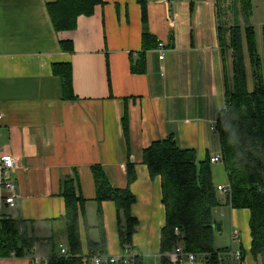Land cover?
Returning a JSON list of instances; mask_svg holds the SVG:
<instances>
[{
    "label": "crops",
    "instance_id": "0c3cea01",
    "mask_svg": "<svg viewBox=\"0 0 264 264\" xmlns=\"http://www.w3.org/2000/svg\"><path fill=\"white\" fill-rule=\"evenodd\" d=\"M54 1L0 0V150L16 159L12 176L20 195L16 208L3 206L1 218L25 219L37 238L28 255L0 257V264H48L63 257L62 192L73 178L85 199L84 257L92 255L90 242L104 239L106 256L133 260L126 264H136V257L142 264H164L171 251L161 250L162 182L151 177L142 154L169 135L180 147L194 149L198 163L221 153L216 124L225 107V64L217 2L145 0L143 11L138 0H102L92 15L78 18L74 30L58 32L47 8ZM144 31L164 44V58L155 45L145 52L144 68L134 71ZM55 64H70L76 98H64ZM226 65L230 69L229 60ZM130 162L136 170L131 183ZM94 165L102 166L113 187L130 188L135 196L131 214L138 225L126 253L115 203L96 200ZM210 168L216 189L229 184L223 163ZM217 193L222 204L214 216L222 229L216 249L233 247L244 253L246 264H261L251 253L250 211L231 207L227 193Z\"/></svg>",
    "mask_w": 264,
    "mask_h": 264
},
{
    "label": "trees",
    "instance_id": "16d2710c",
    "mask_svg": "<svg viewBox=\"0 0 264 264\" xmlns=\"http://www.w3.org/2000/svg\"><path fill=\"white\" fill-rule=\"evenodd\" d=\"M138 1L144 11L146 1ZM223 1L234 12L229 11L231 16L221 19L222 9L226 8L221 3ZM232 1L235 2V8ZM101 2L102 0H55L48 3L47 8L55 30L63 32L74 30L78 18L92 15ZM216 2L221 20L220 48L225 64V107L218 114L216 130L231 188L227 194L228 202L233 208L250 211L251 253L264 264V26L263 49H260L255 28L250 24L252 1ZM155 45L158 46L156 39L148 31H144L141 62L133 66L134 71L144 68L145 52ZM228 60L230 69L226 65ZM53 70L62 78L64 98H76L70 64H55ZM128 123L125 112L123 125L126 134ZM142 162L148 166L151 177H160L162 182L166 207V223L161 237L162 252L172 251L180 240L187 251L208 253V262L216 264L217 253L225 249L215 247L217 231L214 229V211L222 201L212 180L210 159L198 163L194 149L180 147L175 137L169 135L146 148L142 154ZM92 172L96 184V200L99 203L110 200L116 205L120 244L126 253L132 246V237L138 225L131 214L135 196L130 188L113 187L102 166L94 165ZM135 179V165L130 162L129 183ZM62 196L65 202L63 226L68 255H57L48 264H83L81 222L88 226L84 213L85 199L78 190L75 178L65 181ZM176 227L182 232L181 238L175 234ZM36 242L37 238L30 233L29 223L25 219L9 217L0 220V257H24L32 251ZM89 249L92 255L88 257L106 256L104 239L98 243L90 242ZM97 250L101 253H97ZM140 260L138 257L134 259L136 264H142ZM167 263L165 259L164 264ZM104 264L125 263L121 260Z\"/></svg>",
    "mask_w": 264,
    "mask_h": 264
},
{
    "label": "built area",
    "instance_id": "2783aa9c",
    "mask_svg": "<svg viewBox=\"0 0 264 264\" xmlns=\"http://www.w3.org/2000/svg\"><path fill=\"white\" fill-rule=\"evenodd\" d=\"M159 49L162 52L160 59L164 58V44L160 43ZM3 117L2 112L0 111V119ZM211 163H223V156L220 153L219 155L210 159ZM16 159L12 154L1 153L0 150V220L1 211L4 205H7L11 208H16L19 200V191L16 185V182L13 179V171L16 168ZM218 190L224 191L227 194L231 191L230 185L227 186H218ZM175 234L177 237L181 238L182 232L179 227L175 228ZM239 238V231L234 230L233 239ZM61 254L63 256L68 255V250L66 246H61ZM208 253H195L187 251L184 246L177 245L169 254L167 261L169 264H184L186 261L198 262L204 261L208 262ZM133 258V257H132ZM123 260L124 263L133 261L125 256L114 257V256H101L94 255L91 257L85 256L83 258V264H104L105 262L116 263ZM209 263V262H208ZM216 264H246L245 256L241 250H236L233 247L226 248L225 250L219 251L217 253Z\"/></svg>",
    "mask_w": 264,
    "mask_h": 264
},
{
    "label": "rangeland",
    "instance_id": "374dc122",
    "mask_svg": "<svg viewBox=\"0 0 264 264\" xmlns=\"http://www.w3.org/2000/svg\"><path fill=\"white\" fill-rule=\"evenodd\" d=\"M252 1V15L250 18L251 25L255 28L256 34H257V40H258V46L260 49H263V38H262V29L264 26V0H251ZM233 3V1H232ZM237 11V9H235ZM223 13L221 14V19L224 17L227 18L228 16H231L230 12H233L232 7L229 8L226 6V8L222 9ZM235 11V12H236ZM240 18V16L238 17Z\"/></svg>",
    "mask_w": 264,
    "mask_h": 264
},
{
    "label": "water",
    "instance_id": "95a60500",
    "mask_svg": "<svg viewBox=\"0 0 264 264\" xmlns=\"http://www.w3.org/2000/svg\"><path fill=\"white\" fill-rule=\"evenodd\" d=\"M214 229H215V231H219V232H220L221 229H222V226H221L220 223L217 222L216 217H214Z\"/></svg>",
    "mask_w": 264,
    "mask_h": 264
}]
</instances>
